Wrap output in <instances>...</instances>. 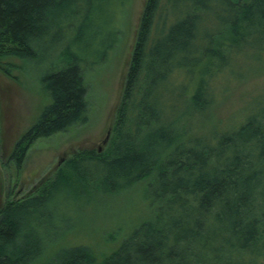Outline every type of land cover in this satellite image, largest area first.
Here are the masks:
<instances>
[{
    "label": "trees",
    "instance_id": "1",
    "mask_svg": "<svg viewBox=\"0 0 264 264\" xmlns=\"http://www.w3.org/2000/svg\"><path fill=\"white\" fill-rule=\"evenodd\" d=\"M111 6L0 0L4 76L16 78L18 66L8 60H36L60 37L78 48L64 47L62 66L42 78L50 103L15 142L7 165L16 171L35 141L86 122L79 51H97L99 30L91 24ZM115 41L102 45L103 56ZM262 75L264 0H146L104 150L76 151L32 195L15 198L8 190L0 264H264V92L224 120L216 113L236 85ZM139 184L147 217L109 253L65 242L61 226L47 232L49 203H60L57 213L70 201ZM49 247L54 254L43 258Z\"/></svg>",
    "mask_w": 264,
    "mask_h": 264
},
{
    "label": "rangeland",
    "instance_id": "2",
    "mask_svg": "<svg viewBox=\"0 0 264 264\" xmlns=\"http://www.w3.org/2000/svg\"><path fill=\"white\" fill-rule=\"evenodd\" d=\"M145 1L112 0L110 11L108 9L105 16L100 20L95 19V23L91 24L92 28L99 30L97 51L93 53L90 48L79 51V55L85 60L84 79L88 88L86 122L35 141L19 171L12 164L7 165V160L15 142L50 103L41 80L46 74L62 66L60 53L64 47L69 46L71 52H76L78 48L68 42V37H60L57 42L42 49L36 60L24 63L17 59L8 60L18 66V69L12 72L15 80L0 72V207L8 198V190H12L11 194L15 198L32 195L76 151L104 150L106 144L103 141L107 135L110 136L115 121ZM115 31L118 34L115 36L114 47L103 56L101 47L115 39ZM262 92L264 75L236 85L230 99L217 108V116L221 120L232 116L253 96ZM144 187V184H139L117 195L96 198L89 202L70 201L61 206L57 213L55 209L60 203L58 206L49 203L43 209L44 215H47L46 230L49 233L54 232L57 226H61L64 230L63 236H66L65 242L89 245L107 254L136 225L146 219L149 211L147 201L143 198ZM110 234L116 235L115 243L105 241ZM59 238L57 242L60 241ZM63 243L64 241H60L58 246ZM54 252V248L49 247L43 258L51 257Z\"/></svg>",
    "mask_w": 264,
    "mask_h": 264
},
{
    "label": "water",
    "instance_id": "3",
    "mask_svg": "<svg viewBox=\"0 0 264 264\" xmlns=\"http://www.w3.org/2000/svg\"><path fill=\"white\" fill-rule=\"evenodd\" d=\"M110 132H111V130H110ZM108 134H109V133H108ZM108 138H109V135H107L106 139L103 141V142H104V144H106V143H107V141H108ZM98 152H101V151H100V149H98Z\"/></svg>",
    "mask_w": 264,
    "mask_h": 264
}]
</instances>
